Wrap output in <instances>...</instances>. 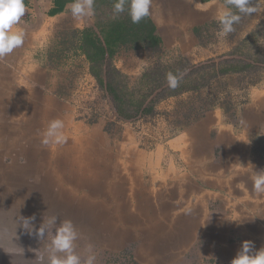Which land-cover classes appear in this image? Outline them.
I'll list each match as a JSON object with an SVG mask.
<instances>
[{
  "label": "rangeland",
  "instance_id": "374dc122",
  "mask_svg": "<svg viewBox=\"0 0 264 264\" xmlns=\"http://www.w3.org/2000/svg\"><path fill=\"white\" fill-rule=\"evenodd\" d=\"M257 2L264 7V0H251ZM70 24L61 21L50 48L53 57L58 56L59 62L52 63L60 69V91L73 114L65 131L67 143L44 146L45 127L40 131L28 116L17 119L14 110L0 117V264H40V256L47 264L50 237L42 239L35 230L52 215L58 225L63 220L74 223L80 232L76 252L83 256L86 245L92 244L96 264H231L205 259L196 247L178 250L193 226L174 223L176 213L163 200L158 202L155 190L150 195L151 182L142 172L146 155L152 153L155 161L161 154L164 158L180 131L213 111L220 110L233 122L250 98L264 93V62L213 79L198 92L166 98L148 116L122 121L90 75L85 56L73 50ZM234 27L227 37L220 35L218 21L193 30L197 45L187 51L163 43L159 52L123 48L113 65L132 85L159 62L197 64L227 54L253 31L259 41L248 54L255 57L259 52L264 60V12L242 16ZM69 55L73 62H62ZM73 122L79 128L72 127ZM20 217H35L32 234L18 223Z\"/></svg>",
  "mask_w": 264,
  "mask_h": 264
},
{
  "label": "crops",
  "instance_id": "0c3cea01",
  "mask_svg": "<svg viewBox=\"0 0 264 264\" xmlns=\"http://www.w3.org/2000/svg\"><path fill=\"white\" fill-rule=\"evenodd\" d=\"M71 3L61 7L58 0H25L19 25L26 31L24 44L0 58V117L14 110L12 116L31 117L40 131L59 118L67 131L73 114L60 91V69L52 63L59 62L58 56L53 57L50 48L61 21L70 22L74 31L91 21L73 18ZM223 8L221 0H152L149 16L161 44L187 51L197 45L193 30L218 21ZM69 56L62 62H73ZM249 101L233 122L220 110L213 111L180 131L164 158L161 154L155 161L152 153L146 155L145 173L138 166L151 182L150 195L155 190L158 202L163 200L176 213L174 223L193 226L179 251L196 247L205 259L232 262L244 241L252 242L253 252L264 248V196L252 190V178L264 171V93Z\"/></svg>",
  "mask_w": 264,
  "mask_h": 264
},
{
  "label": "trees",
  "instance_id": "16d2710c",
  "mask_svg": "<svg viewBox=\"0 0 264 264\" xmlns=\"http://www.w3.org/2000/svg\"><path fill=\"white\" fill-rule=\"evenodd\" d=\"M58 1L61 7L72 2ZM221 1L224 3V0ZM115 2L95 0L92 23L81 31L73 32L71 46L85 56L90 75L109 100L119 120L129 122L143 118L166 98L198 92L213 79L240 73L253 67L255 62H264L259 52L255 57L248 54V48L259 41L258 32L253 31L227 54L197 64L181 60L159 62L145 70L131 85L128 77L113 65L114 57L123 48L159 52L161 38L150 16L133 24L126 7L124 13L113 19ZM168 72L184 73L180 86L175 90L167 86Z\"/></svg>",
  "mask_w": 264,
  "mask_h": 264
},
{
  "label": "clouds",
  "instance_id": "9594fccd",
  "mask_svg": "<svg viewBox=\"0 0 264 264\" xmlns=\"http://www.w3.org/2000/svg\"><path fill=\"white\" fill-rule=\"evenodd\" d=\"M152 0H116L113 4V19L124 13L127 7L133 24L140 23L150 15ZM95 0H72L68 9L76 20L83 21L95 15ZM264 7L259 2L255 5L251 0H224V8L218 13L220 35L227 37L235 31L242 16L252 13H262ZM26 13L25 0H0V58L6 57L14 50L23 46L26 31L20 28L22 18ZM184 73L168 72L166 82L168 88L175 90L180 86ZM244 121H241L243 124ZM65 123L62 119H54L43 132L41 143L46 147L62 146L67 143ZM252 190L257 196H264V171L258 172L253 178ZM57 216L52 215L43 219L42 224L35 230V234L45 239L50 237L46 249L47 264H96L97 253L92 244L85 247V255L76 252L77 240L80 232L71 220H63L58 225ZM35 217H20L18 223L29 234L33 233L34 225L31 223ZM54 230V231H53ZM40 264H44V256L38 257ZM231 264H264V248L253 252L251 241H244L237 256Z\"/></svg>",
  "mask_w": 264,
  "mask_h": 264
}]
</instances>
